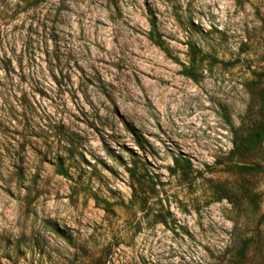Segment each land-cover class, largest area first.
<instances>
[{"label": "rangeland", "instance_id": "rangeland-1", "mask_svg": "<svg viewBox=\"0 0 264 264\" xmlns=\"http://www.w3.org/2000/svg\"><path fill=\"white\" fill-rule=\"evenodd\" d=\"M262 112L264 0H0V264H264Z\"/></svg>", "mask_w": 264, "mask_h": 264}, {"label": "trees", "instance_id": "trees-1", "mask_svg": "<svg viewBox=\"0 0 264 264\" xmlns=\"http://www.w3.org/2000/svg\"><path fill=\"white\" fill-rule=\"evenodd\" d=\"M154 26V23H153ZM158 41L156 44L160 48H164L163 42L160 40L159 37H157ZM190 46V58L192 61V64H196V62L201 61L202 63L206 61L207 56L202 53L200 49H198L195 46L189 45ZM186 76L192 77L191 69L186 70L185 72ZM259 97L262 98L261 95ZM236 139V138H235ZM264 141V112H262L259 116H257L254 126L251 129L250 133L247 134L246 136H243L240 138L238 141L237 139L234 142V150L231 152L232 155H243V154H248L251 153L255 148L259 147ZM60 163V174L65 175L67 172L64 170V159L60 158L59 159ZM193 165L190 160L186 159L183 156L177 157L174 159V168L172 169V172L174 175H177L178 172H182V177L183 178H188L190 174L193 173ZM229 191V190H228ZM246 195L245 197L250 201L251 204L255 203V199L253 196L250 195L249 191L245 192ZM228 198V197H226ZM245 246H248V243ZM241 257L244 256V253L240 255Z\"/></svg>", "mask_w": 264, "mask_h": 264}]
</instances>
